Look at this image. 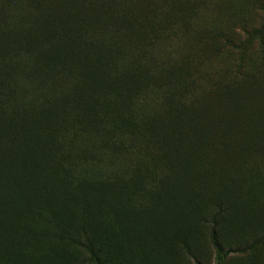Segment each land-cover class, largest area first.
Masks as SVG:
<instances>
[{
	"label": "trees",
	"instance_id": "16d2710c",
	"mask_svg": "<svg viewBox=\"0 0 264 264\" xmlns=\"http://www.w3.org/2000/svg\"><path fill=\"white\" fill-rule=\"evenodd\" d=\"M191 3L0 0V264H81L72 251L123 264L139 241L141 264L154 241L194 255L196 226L218 264L242 251L219 229L247 220L230 169L239 128L264 161V81L242 79L248 52L264 53V0L260 27L219 37L239 63L213 96L181 58L204 11Z\"/></svg>",
	"mask_w": 264,
	"mask_h": 264
},
{
	"label": "rangeland",
	"instance_id": "374dc122",
	"mask_svg": "<svg viewBox=\"0 0 264 264\" xmlns=\"http://www.w3.org/2000/svg\"><path fill=\"white\" fill-rule=\"evenodd\" d=\"M191 1L193 7L195 5L204 11L190 14L192 31L186 36V41L182 45L181 58L198 81L197 93L213 96L210 93L212 87L222 86L229 79H235L236 63H239V54L225 47L224 40L219 37L227 34L238 40L242 35V25L260 27L263 23L262 13L257 7L261 0ZM206 25L210 27L209 33H206ZM244 67V73L247 76L245 79L242 78L244 76L238 77L236 81L239 82L242 78L245 85L252 81H264V53L259 47H254L248 52ZM258 103H262V100ZM234 135L233 144L237 143L241 146V150L239 155L237 152L233 153L230 169L235 174L232 175L235 179H239L240 173L237 172L242 171L240 177L244 186L239 189L236 201L243 207L247 220L240 226L239 223L222 221L219 230L224 251L239 250V248L242 250L229 254L223 264H264V242L255 245V241L261 238L258 237L260 230L264 227V161H261L248 148L245 150L247 134L243 129L239 128ZM229 152L233 151L230 149ZM245 165L248 169H243ZM246 171L248 172L244 173ZM255 197L261 204L253 203ZM155 230L160 237L161 229ZM209 234L210 230L207 226L192 228L191 242L194 255L187 253L175 241H161L159 245L158 241L157 243L154 241L147 251L149 255L146 264H197L195 257L203 264H218L217 251L210 243ZM144 252L142 242H136L129 252L131 255L123 259L122 263L141 264ZM72 255V259L79 260L81 264H91L85 260L87 255L76 251H72Z\"/></svg>",
	"mask_w": 264,
	"mask_h": 264
}]
</instances>
